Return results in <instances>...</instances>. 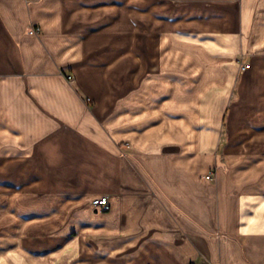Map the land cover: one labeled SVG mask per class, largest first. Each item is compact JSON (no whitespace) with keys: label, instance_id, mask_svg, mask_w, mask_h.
I'll return each mask as SVG.
<instances>
[{"label":"crops","instance_id":"crops-1","mask_svg":"<svg viewBox=\"0 0 264 264\" xmlns=\"http://www.w3.org/2000/svg\"><path fill=\"white\" fill-rule=\"evenodd\" d=\"M0 192V264H264V0H0Z\"/></svg>","mask_w":264,"mask_h":264},{"label":"rangeland","instance_id":"rangeland-1","mask_svg":"<svg viewBox=\"0 0 264 264\" xmlns=\"http://www.w3.org/2000/svg\"><path fill=\"white\" fill-rule=\"evenodd\" d=\"M219 165L220 162H219ZM214 180V179H213ZM211 180L212 182H214ZM8 202L7 196H3L0 192V246L2 243L5 248L10 247L13 248L17 244L18 240L24 237L23 234H21V224L19 225V220H13L12 218L10 220H2V216L5 214L6 210L3 209V205ZM24 204V203H23ZM15 205H17V201L15 202ZM41 210V209H39ZM10 217H14L13 213L17 212L16 209L10 210ZM49 210H42L41 214L47 213ZM27 215V214H26ZM21 221V220H20ZM26 234H25V243L31 244L32 246L34 244H43L44 247L48 248V242L50 239H52L54 236H57L62 233L63 230L66 228L65 220H58L57 225H53L50 223L49 220L46 221H29L26 220ZM60 239H62L60 237ZM59 239V240H60ZM65 239V238H64ZM4 241V242H2ZM66 240H61L58 243V246H61L63 243H65ZM47 245V246H45ZM57 247V246H55Z\"/></svg>","mask_w":264,"mask_h":264},{"label":"built area","instance_id":"built-area-1","mask_svg":"<svg viewBox=\"0 0 264 264\" xmlns=\"http://www.w3.org/2000/svg\"><path fill=\"white\" fill-rule=\"evenodd\" d=\"M41 30L40 27L38 26H32L31 27V32L32 33H39ZM251 67L250 64L246 63L242 66V68L244 70H247ZM69 79H72V76H69ZM208 178L210 180L214 179V174L213 172H211L210 174H208ZM93 206H95L97 209L102 210V211H107L110 209V200H109V196L107 194L101 195L95 199H93L92 201Z\"/></svg>","mask_w":264,"mask_h":264}]
</instances>
